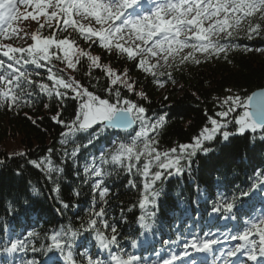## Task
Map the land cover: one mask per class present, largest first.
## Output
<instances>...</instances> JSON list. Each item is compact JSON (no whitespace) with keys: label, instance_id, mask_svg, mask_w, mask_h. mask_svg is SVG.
I'll use <instances>...</instances> for the list:
<instances>
[{"label":"snow or ice","instance_id":"snow-or-ice-1","mask_svg":"<svg viewBox=\"0 0 264 264\" xmlns=\"http://www.w3.org/2000/svg\"><path fill=\"white\" fill-rule=\"evenodd\" d=\"M148 4L145 9L142 0H0V107L17 111L32 107L37 96L55 98L58 106H63L67 99L76 101L77 108L70 119H63L60 111L51 117L62 128L59 144L65 159L61 164L67 158L75 161L81 148L88 147L107 130L125 133L112 149L84 166L83 183H90L92 204L87 219H82L78 228L68 225L54 229L44 236L48 243H41L39 247L30 239H40L36 232H29L25 239H6L0 253L55 252L63 264H141L140 257L121 247L117 225L106 219L110 189L105 178L111 175L110 169H120L132 177L128 180L130 188H137L135 177L140 178L142 187L138 189V202L133 207L138 206L141 211L137 223L144 236L155 225L153 209L157 208L164 181L185 172L191 174L193 158L198 153L211 152L210 144L218 136L227 141L230 136L251 132L264 140V91L242 97L227 89L229 95L223 99L214 97L220 110L208 116L207 124L190 143L161 150L158 138L166 124V115L150 116L146 107L122 95L121 89L140 100L148 99L143 90H136L137 81L131 79L128 69L119 73L110 65L102 64L100 56L81 48L72 38L74 32L89 48L98 44L108 54L115 50L118 57L124 55L129 61H137L136 68L163 88L165 82L160 77L167 76L171 80L169 69L180 70L182 65H199L212 58L228 61L229 53L238 47L234 40L242 35L252 39L264 32V0H148ZM21 7L24 13L20 12ZM29 8L31 11H27ZM29 18L38 25L35 31L24 34L30 35L31 44L15 47L2 42L18 36L20 30L14 24ZM69 28L73 32H69ZM44 29L50 34L43 35ZM60 32L68 35L60 37ZM254 50L264 51L246 49ZM53 60L73 72L79 71L77 66L84 60L89 69L85 75L90 77L93 69H100L107 79L104 91L108 98L90 91L73 76L65 77L64 68L54 71ZM42 68L46 77L35 71ZM44 107L48 108L49 104L45 103ZM237 109L242 111L237 112ZM230 125L234 131L230 130ZM81 134H87L86 144L76 143ZM68 144L73 145L70 152L65 147ZM52 152L50 148L48 156L29 163L45 173L55 185L52 191L58 195L60 188L53 176H62L64 168L53 161ZM32 193L39 195L35 187ZM258 195L264 197V171L256 172L245 187L237 186L231 196L217 195L212 201L210 216L235 221L237 213L243 209L244 198L254 200ZM60 204L63 208L69 207L63 201ZM9 208L11 210V205ZM85 232L92 235L97 252L80 251L77 259L74 248L77 238ZM228 241L238 243L224 249L216 247ZM163 243L169 255L160 257L159 264H202L195 254L211 256L209 264H264V209L259 215L245 214L239 226L224 231L209 230L202 236L190 234V238L178 235L175 240ZM137 245V239H132V248ZM114 247L117 251H113ZM102 253H106V257H102ZM20 264H38V261L21 259ZM51 264L56 262L53 260Z\"/></svg>","mask_w":264,"mask_h":264},{"label":"trees","instance_id":"trees-1","mask_svg":"<svg viewBox=\"0 0 264 264\" xmlns=\"http://www.w3.org/2000/svg\"><path fill=\"white\" fill-rule=\"evenodd\" d=\"M68 31L73 32L70 28ZM42 33L50 34L48 29L42 30ZM65 35L68 33H59L60 37ZM72 38L81 48L100 56L102 64L110 65L119 73L128 69L131 79L137 81L136 90H143L148 99L140 100L121 89L122 95L146 107L150 116L166 115V124L158 138L161 150L190 143L207 124L208 116H214L220 110L214 97L223 99L229 95L227 89H231L232 94L244 97L264 85V51H246L247 48L264 49V32L252 39L242 35L234 40L238 47L228 55L231 62L212 58L199 65H182L180 70L169 69L172 72L171 80L167 76L160 77L165 82L163 88L153 84L151 76L136 68L137 61H129L124 55L118 57L115 50L108 54L98 44L89 48L74 32ZM53 63L56 65L54 71L64 68L65 77L73 76L90 91L108 98V93L104 91L107 79L100 69H93L90 77L85 75L89 69L84 60L77 66L79 71L76 72L66 69L60 61L53 60ZM35 71H39L41 77L47 75L43 68ZM97 84L98 87H93ZM34 100L32 107L18 111L0 107V161H3L0 163V246L6 239H25L29 232H36L40 234V239H30L39 247L41 243H48L44 236L54 229L68 225L78 228L81 220L87 219L86 214L92 204L90 183H83L85 164H90L102 152L112 149L114 143L125 136L123 132L107 130L88 147L81 148L75 161L67 158L61 164V160L65 159L59 144L62 128L51 117L60 111L63 119H70L77 103L67 99L63 106H58L55 98L50 100L46 96H37ZM45 103L49 104L48 108L44 107ZM239 111L242 110L237 109ZM230 130L235 129L230 125ZM87 140V134H81L76 143L86 144ZM65 147L70 152L73 145ZM210 147L213 150L207 155L198 153L193 158L191 174L185 172L164 181L157 208L153 209L156 211L155 225L144 236H141L137 223L141 211L138 206L133 207L138 202V189L142 187L140 178L135 177L138 187L130 188L128 180L132 177L120 169H110L111 175L105 178L110 189L106 219L110 224L117 225L121 247L140 257L141 264H152L153 261L159 264L160 257L169 255L163 243L166 240H175L178 235L186 238H190V234L202 236L209 230L224 231L234 225L239 226L245 214L259 215L260 210L264 209V197L258 195L254 200L244 198L243 209L237 213L238 219L235 221L210 216L211 204L217 195L231 196L237 186L245 187L254 179L256 172L264 171V140L259 135L247 132L230 136L227 141L218 136ZM50 148L53 149V161L64 168L62 176H53L60 188L58 195L52 191L55 185L45 173L29 163L48 156ZM33 187L39 195H33ZM77 192L78 196L75 195ZM60 201L69 207L63 208ZM132 239L138 241L136 248L131 246ZM85 250L97 252L95 240L88 232L77 238L74 255L79 259L78 253ZM113 251L117 249L114 247ZM106 255L101 254L102 257ZM21 259H35L38 264H51L53 260L56 264H63L62 258L55 252L45 254L43 251L29 250L12 255L0 253V264H20Z\"/></svg>","mask_w":264,"mask_h":264},{"label":"rangeland","instance_id":"rangeland-1","mask_svg":"<svg viewBox=\"0 0 264 264\" xmlns=\"http://www.w3.org/2000/svg\"><path fill=\"white\" fill-rule=\"evenodd\" d=\"M150 5L148 4V0H142V7H144L145 9H147ZM23 9V10H22ZM21 13H24L25 9L23 7L20 8ZM27 11H31V8L27 9ZM51 11V10H50ZM79 19V18H77ZM84 23H87V21H84ZM94 23V21H93ZM37 24L35 21H32L30 18L28 20H20L17 21L14 24V27H17L20 31H19V35L16 37H13L10 40H4L2 41L3 43H8V44H12L15 47L18 46H23V47H27L29 44L32 43V40L30 38V35L25 36V33H31L32 31H35L37 28ZM96 27H99L98 25ZM20 37H24L23 39H20ZM154 62V61H153ZM233 242V241H231ZM220 249H224L223 246H216ZM230 247V246H229ZM228 248V247H227ZM196 258L198 261H201L203 263V261L206 259V261L209 262L211 261L212 257L208 256L205 257L203 254H195ZM217 255H219V253H217ZM241 259L243 260L244 258L241 257ZM248 264H251V262H248Z\"/></svg>","mask_w":264,"mask_h":264},{"label":"water","instance_id":"water-1","mask_svg":"<svg viewBox=\"0 0 264 264\" xmlns=\"http://www.w3.org/2000/svg\"><path fill=\"white\" fill-rule=\"evenodd\" d=\"M261 91H264V85H263L260 89L255 90L254 92H257V93H258V92H261ZM254 92H252V93H254ZM252 93H251V94H252ZM251 94H250V95H251ZM118 132H119V131H118Z\"/></svg>","mask_w":264,"mask_h":264}]
</instances>
